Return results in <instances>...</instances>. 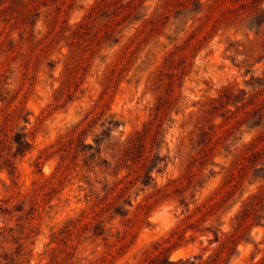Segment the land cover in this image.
<instances>
[{"label":"rangeland","instance_id":"1","mask_svg":"<svg viewBox=\"0 0 264 264\" xmlns=\"http://www.w3.org/2000/svg\"><path fill=\"white\" fill-rule=\"evenodd\" d=\"M167 256L264 264V0H0V264Z\"/></svg>","mask_w":264,"mask_h":264},{"label":"trees","instance_id":"2","mask_svg":"<svg viewBox=\"0 0 264 264\" xmlns=\"http://www.w3.org/2000/svg\"><path fill=\"white\" fill-rule=\"evenodd\" d=\"M165 1L167 2V5H175L176 3H179L181 5H184L186 8H187V6H188L190 1H193V4H195V5H196V3H198V0L197 1L196 0H187L185 3L178 2V0H165ZM194 1H196V2L194 3ZM159 75L162 76V75H164V73L160 72ZM16 139H17L16 142L18 143V147L19 148H21L22 146L24 147L26 141L22 138V135H21V137L19 135L18 138H16ZM191 139H193V138H191ZM129 142L130 141H128V143ZM87 146L91 147L90 144H88ZM122 146H124V143L122 145H120V147H121L120 150H122L121 160H123L122 158H125L127 156L128 150H129V147H126V146L122 147ZM122 183H125L124 179L120 180V184H122ZM185 205H186V211L190 212L191 211L190 203H186ZM205 205L206 204H203V205L197 207V210L199 208L205 207ZM214 205H215V203L210 206V210L211 211L214 209ZM197 210H194L192 213H190L187 216V219L193 218L195 216V213L197 212ZM185 221H186V219H183L182 223H185ZM180 226L181 225H179L178 227H180ZM184 231H185V229H182L181 231H176L173 234V236L175 234H179V236H181L182 232H184ZM173 236H171L168 240L171 241L173 239ZM215 240L216 241L219 240V235L218 234L215 236ZM219 259H220L219 256H216V257L209 256L207 259L203 260L202 256H199L198 257L199 261L190 260V258H187V259L181 258V259H178V260H171L170 257L167 256V257H164V258H157L156 262L153 263V264H229V263H223V262L221 263V261Z\"/></svg>","mask_w":264,"mask_h":264}]
</instances>
